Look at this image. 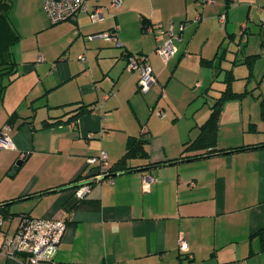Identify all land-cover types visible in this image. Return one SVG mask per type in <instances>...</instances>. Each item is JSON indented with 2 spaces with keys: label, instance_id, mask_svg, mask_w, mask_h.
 I'll return each mask as SVG.
<instances>
[{
  "label": "crops",
  "instance_id": "1",
  "mask_svg": "<svg viewBox=\"0 0 264 264\" xmlns=\"http://www.w3.org/2000/svg\"><path fill=\"white\" fill-rule=\"evenodd\" d=\"M105 16L93 23L82 13L53 24L44 0L13 2L10 17L21 36L13 47L18 75L0 99V129L11 125L15 148L0 149V205L9 204L15 216L5 227L15 232L21 213L65 218L57 264H264L257 234L264 229V146L146 166L180 157L185 142L198 136L226 87L225 70L236 78L235 91L253 94L224 105L218 148L264 143L256 97H264V0H122ZM159 23L173 24L183 36L170 58L156 51L152 29ZM59 24L63 36L44 40L45 29ZM114 26L120 45L88 38ZM221 45L225 70L218 72L203 61L217 64ZM127 53L149 57L157 84L148 92L139 90L140 72L127 66ZM253 54L259 57L251 73L243 61ZM84 104L90 110L77 121L43 127L45 119L65 120L66 111ZM253 123L257 130L249 129ZM142 133L150 137L149 158L132 159L138 169L95 181L77 199L75 188L94 175L88 157L106 150L113 165L128 138ZM147 176L156 178L148 189ZM1 246L0 233V264H23Z\"/></svg>",
  "mask_w": 264,
  "mask_h": 264
},
{
  "label": "built area",
  "instance_id": "2",
  "mask_svg": "<svg viewBox=\"0 0 264 264\" xmlns=\"http://www.w3.org/2000/svg\"><path fill=\"white\" fill-rule=\"evenodd\" d=\"M95 1L96 3H92L91 0H44V5L51 22L56 24L76 19L82 13H88L93 23L102 22L106 19L105 10L118 8L122 4V0H110L107 5L100 4L97 2L98 0ZM205 2L211 3L213 0H205ZM220 22L221 25L225 24V14L220 15ZM246 27L247 25L244 24L243 30ZM152 31L158 40L156 51L160 56L170 58L177 53V43L183 40V36L181 33L174 31L173 24H170L169 27H164L163 24L159 23ZM78 33L79 31L76 29L75 34ZM164 35H167V37L163 38ZM88 38H104L113 40L117 45L121 44L117 36L116 26L110 30L89 34ZM42 59L43 57H40V60ZM80 59L85 61L87 56L82 54ZM127 66L131 70L140 72L138 85L141 92L146 93L157 84V78L148 56L130 54ZM157 113L159 116L164 115V111L161 108L157 110ZM10 130V124L0 129V149L15 148L13 139L9 134ZM89 137H93V133H90ZM87 160L88 164L93 166L94 175L75 188L74 194L77 199H82L89 193L93 182L110 177L109 155L106 150H101L99 154L90 156ZM155 179L153 176H147L144 181L145 188L148 189ZM13 218L5 219L0 214L1 253L8 257L18 258L23 264H57L55 251L67 227V220L65 218H37L28 214H20V220L15 232L9 233L5 224L11 223ZM179 243L182 249L187 247V241L184 236L180 237Z\"/></svg>",
  "mask_w": 264,
  "mask_h": 264
},
{
  "label": "trees",
  "instance_id": "3",
  "mask_svg": "<svg viewBox=\"0 0 264 264\" xmlns=\"http://www.w3.org/2000/svg\"><path fill=\"white\" fill-rule=\"evenodd\" d=\"M13 2L14 0H0V99L4 98L8 86L14 81V79L18 75V63L14 56L13 47L20 40L21 36L18 30L13 25L10 17ZM220 48L222 50L217 55L219 57L217 64H214L215 59H206L203 61L209 66H216L218 72L225 70L220 67V62L225 57L226 49L223 48L222 45L220 46ZM126 55L129 56L130 54L127 53ZM258 57L259 54L249 55L246 56L243 61L249 66L251 73L253 70L254 63ZM235 79L236 78L232 70H225V89L221 91L220 96L217 97L212 103L210 107V115L208 119L200 126V132L198 136L193 140L185 142L184 149L180 157L156 163H148L146 166H160L176 162L178 160H189L206 154H211L216 151H219L221 153H227L232 151H242L249 148L264 146V143L257 145H240L231 148H218L217 146L219 121L224 105L230 100L241 99L248 94H253V91L247 89L241 92L235 91L233 89V81ZM256 97L260 99L261 117L264 120V97H262L261 95H257ZM89 110V105H80L69 111H66L65 115H71L65 120L63 118V115L52 117L50 120L45 119L43 121V127H49L63 122H75L81 115L88 112ZM16 118L17 114L13 113L9 117L8 123L12 124ZM249 129L257 130L256 125L254 123L250 125ZM149 141L150 137L147 133H142L139 136H130L127 141L125 154L116 163L110 165L109 175L112 176L119 172H130L132 170L138 169L139 166L130 165V161L132 159L149 158V152L147 150V145L149 144ZM198 151L204 152L198 153ZM0 214L5 219H10L15 216V213L10 211L9 204L0 205ZM21 214H28L29 216L33 217L30 213ZM257 234L261 235L264 246V229H260Z\"/></svg>",
  "mask_w": 264,
  "mask_h": 264
},
{
  "label": "rangeland",
  "instance_id": "4",
  "mask_svg": "<svg viewBox=\"0 0 264 264\" xmlns=\"http://www.w3.org/2000/svg\"><path fill=\"white\" fill-rule=\"evenodd\" d=\"M49 23L51 24V22H49ZM50 24H49V26H50ZM64 32H65V29L62 28V25H60V26L56 25V26L48 27L47 29H45L44 34H42L43 35L42 37L44 40H47L49 42H53V41L60 39L63 36ZM72 35L73 34L71 33V36ZM259 65H261V64H259ZM196 93L198 94V91ZM180 103H182V102H180ZM180 107H182L184 110V105L180 104Z\"/></svg>",
  "mask_w": 264,
  "mask_h": 264
},
{
  "label": "water",
  "instance_id": "5",
  "mask_svg": "<svg viewBox=\"0 0 264 264\" xmlns=\"http://www.w3.org/2000/svg\"><path fill=\"white\" fill-rule=\"evenodd\" d=\"M23 160L19 159L16 164L13 167V171L10 173L11 175H14L16 171L19 169L20 165L22 164Z\"/></svg>",
  "mask_w": 264,
  "mask_h": 264
}]
</instances>
